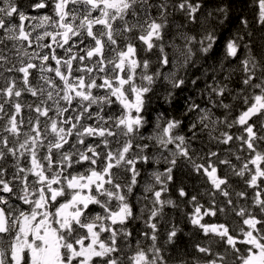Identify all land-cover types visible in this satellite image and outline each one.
<instances>
[{
    "label": "snow or ice",
    "instance_id": "snow-or-ice-1",
    "mask_svg": "<svg viewBox=\"0 0 264 264\" xmlns=\"http://www.w3.org/2000/svg\"><path fill=\"white\" fill-rule=\"evenodd\" d=\"M252 3L254 22L237 18L202 90L210 107L191 102L182 134V119H150L155 86L172 103L179 70L214 57L233 0H0V264H264V0ZM205 131L230 157L193 147ZM185 167L210 197L176 188L206 238L190 259L174 220L161 242ZM229 212L235 226L205 220Z\"/></svg>",
    "mask_w": 264,
    "mask_h": 264
},
{
    "label": "trees",
    "instance_id": "trees-1",
    "mask_svg": "<svg viewBox=\"0 0 264 264\" xmlns=\"http://www.w3.org/2000/svg\"><path fill=\"white\" fill-rule=\"evenodd\" d=\"M254 15H255V8L253 6L252 0H233V9H232V18L231 20L225 24L223 27H218L217 31L221 34V40L217 45L216 54L212 59H201L199 56L196 59V66H189L186 70L180 69L178 75L186 76V86L182 90H178L176 96L172 103H167L164 99L166 92L168 90V85L161 79L158 81L157 85L155 86V92L152 96V101H150V106H153L154 116L157 117L158 114H163L165 118L176 117L182 119L184 124L182 125L181 132L182 134L187 132V125L190 124L192 121L196 119L197 114L195 112L188 113L185 115V111L188 105L191 102H196L200 104L202 107H210L207 104V93L204 92L202 94V90L205 89L207 83H211V76H212V67L218 64V61L222 58L223 55V42L225 39L234 36L237 33V30L241 28V25L238 21V17H247L250 21V24L254 22ZM180 22V18H176V23ZM188 30V29H185ZM175 35V28L171 29L167 39H172ZM256 39L259 41L260 39V32H256ZM177 44L182 45V41L180 39H176L175 41ZM168 52H172V49H167ZM171 59V57H170ZM155 67V66H153ZM166 70H173L172 65L170 64ZM205 69H207V75L205 74ZM223 74L218 75V79ZM199 77L197 85L193 86L191 84L192 79H196ZM216 117L223 118V110L222 109H213ZM235 114V113H233ZM233 132L236 129H232ZM190 135V134H189ZM193 147L198 150L200 154L207 152L209 149L216 150L220 153L221 157H230V153L226 150L229 146L217 144L215 141L209 139L207 132L201 133L199 139L193 142ZM233 150H235L236 145H232ZM241 155H246V153H241ZM234 163H238L234 160ZM223 168V166H221ZM176 180L174 185H170V191L165 194L166 197H170L175 200L178 204H181V208H166L165 209V217H164V224L161 226V242L164 240V230L165 226L167 225L168 220H174L176 224L182 229V236L180 240V252L186 250L189 253V259L191 255H198L195 253L193 245L196 243H206V238L199 235L196 230H194L191 225L187 222L184 212L190 211V207L181 203V198L178 197L176 192V188L179 186L185 187V189L193 195L201 194L199 196L202 203L207 206V203L210 199L209 196L203 195L208 188V185L205 184L201 177L195 175L190 170V167L181 168L180 170L176 171L175 173ZM232 185L233 189L240 191L245 190V185L239 180V178L232 177ZM251 193V190H249ZM235 199V197H233ZM223 197L217 198V205L219 206L220 202L223 201ZM242 205L247 206L250 201H240ZM205 220L211 222H224L229 223L233 226L237 222H239L240 218L236 217L232 213H218L217 217H205ZM138 223L136 227L139 226ZM217 247V246H214ZM221 251L223 249H220ZM175 256V253H171Z\"/></svg>",
    "mask_w": 264,
    "mask_h": 264
},
{
    "label": "flooded vegetation",
    "instance_id": "flooded-vegetation-1",
    "mask_svg": "<svg viewBox=\"0 0 264 264\" xmlns=\"http://www.w3.org/2000/svg\"><path fill=\"white\" fill-rule=\"evenodd\" d=\"M22 2H24V3H26V0H22ZM47 10H41V14H44V12H46ZM31 14H35V13H31ZM29 23H31V22H29ZM34 35H35V33H34ZM31 51V50H30ZM153 96V95H152ZM32 98L31 97H28V100L30 101ZM151 101H152V99H151ZM153 116H154V110H153V106H150V119H152L153 118ZM150 126V125H149ZM149 126H148V128L147 129H145L144 131H145V135H151L152 134V131H153V128L151 129V132H149ZM155 149H157V150H160V149H158V148H153V151L154 152H157ZM141 191L142 190H139V189H137V195H139L140 193H141ZM98 210V209H97ZM139 223V222H138ZM138 223H136V224H138ZM136 224H135V228H136V230L138 231L141 227H142V224H139V226H137L136 227Z\"/></svg>",
    "mask_w": 264,
    "mask_h": 264
},
{
    "label": "rangeland",
    "instance_id": "rangeland-1",
    "mask_svg": "<svg viewBox=\"0 0 264 264\" xmlns=\"http://www.w3.org/2000/svg\"><path fill=\"white\" fill-rule=\"evenodd\" d=\"M175 32H176V29H175ZM164 71L165 72H168V71H170V70H166V69H164ZM155 121H156V118H155ZM170 148L171 147H173V146H169ZM156 151H157V153L160 151V150H157V149H155ZM165 154H167V153H165ZM160 166H163V165H160ZM160 170H163V168H160ZM152 171V168H148V172L150 173ZM146 178V177H145Z\"/></svg>",
    "mask_w": 264,
    "mask_h": 264
},
{
    "label": "bare ground",
    "instance_id": "bare-ground-1",
    "mask_svg": "<svg viewBox=\"0 0 264 264\" xmlns=\"http://www.w3.org/2000/svg\"><path fill=\"white\" fill-rule=\"evenodd\" d=\"M174 29V28H173ZM155 114V113H154ZM155 123V116L151 119ZM153 128V125L149 126V132H151V129ZM201 135V134H200ZM139 190H142V188H138Z\"/></svg>",
    "mask_w": 264,
    "mask_h": 264
}]
</instances>
